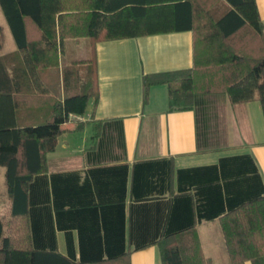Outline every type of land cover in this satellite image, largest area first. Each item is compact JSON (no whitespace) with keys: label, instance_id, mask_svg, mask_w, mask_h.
<instances>
[{"label":"crops","instance_id":"crops-1","mask_svg":"<svg viewBox=\"0 0 264 264\" xmlns=\"http://www.w3.org/2000/svg\"><path fill=\"white\" fill-rule=\"evenodd\" d=\"M256 3L264 25V0ZM1 22L6 43L10 27L3 17ZM67 41L60 68L90 55V48L82 56L68 55ZM75 42L79 46L82 39ZM3 49L10 54L17 44ZM96 58L98 99L65 125L56 149L47 154V170L28 189L36 251L74 255L77 264L83 255L127 257L109 264H162L157 244L139 250L136 244L193 225L190 232L198 236L204 256L212 264H231L221 219L200 218L201 212L228 210L226 174L205 167L251 154L264 181L260 101L235 104L227 93H209L197 96L190 109H172L166 84L151 86L145 100L146 75L193 67L192 30L99 42ZM258 69L263 77L264 63ZM151 160L154 168L141 165L135 176V164ZM5 172L0 166V211L10 206Z\"/></svg>","mask_w":264,"mask_h":264},{"label":"trees","instance_id":"trees-1","mask_svg":"<svg viewBox=\"0 0 264 264\" xmlns=\"http://www.w3.org/2000/svg\"><path fill=\"white\" fill-rule=\"evenodd\" d=\"M17 50L2 54L0 26V166L6 168L9 207L0 211V264H77L59 253L36 251L28 220L33 178L47 170L67 123L98 99L99 42L192 30L190 69L146 75L166 84L172 109L187 110L197 96L227 93L232 103L258 99L264 113V25L256 0H0ZM88 39L90 55L60 68L66 40ZM76 123L74 128H79ZM154 161L138 162L153 169ZM128 169V166H126ZM205 168L226 174L228 210L200 213L220 218L231 264H264V181L251 154L221 158ZM236 190V191H233ZM236 192V193H235ZM0 202L1 198H0ZM192 227L136 244H157L162 264H212ZM190 232V233H187ZM134 242V241H133ZM56 247L54 246V250ZM126 255H83L79 264H109ZM127 261V260H126Z\"/></svg>","mask_w":264,"mask_h":264},{"label":"rangeland","instance_id":"rangeland-1","mask_svg":"<svg viewBox=\"0 0 264 264\" xmlns=\"http://www.w3.org/2000/svg\"><path fill=\"white\" fill-rule=\"evenodd\" d=\"M0 10H1L0 14L2 13L0 16V25H1L2 24V22H1L2 17H3L4 22H7V20H6V17H5V14H4L2 7ZM6 36H7L6 37V43H5V47L3 49V52H8V51L12 50L14 48V45H15L14 37H13L12 33L10 32V30L9 31L6 30ZM75 43L76 42L74 39H69L67 41V54L68 55H71V53H74L77 56H82L84 54V51L88 50V48H89V40L86 38L82 39V42L79 46L77 44L78 47L76 46ZM75 139H77V137L74 138V141H75ZM71 144H73V146L74 145L77 146L76 142L71 143ZM0 180L3 181V174L2 173H0Z\"/></svg>","mask_w":264,"mask_h":264}]
</instances>
